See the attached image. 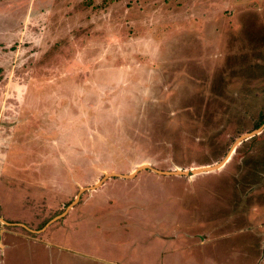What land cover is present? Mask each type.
I'll return each mask as SVG.
<instances>
[{
    "label": "rangeland",
    "instance_id": "obj_1",
    "mask_svg": "<svg viewBox=\"0 0 264 264\" xmlns=\"http://www.w3.org/2000/svg\"><path fill=\"white\" fill-rule=\"evenodd\" d=\"M1 99L0 264H264V0H0Z\"/></svg>",
    "mask_w": 264,
    "mask_h": 264
},
{
    "label": "water",
    "instance_id": "obj_2",
    "mask_svg": "<svg viewBox=\"0 0 264 264\" xmlns=\"http://www.w3.org/2000/svg\"><path fill=\"white\" fill-rule=\"evenodd\" d=\"M264 122L260 125L263 126ZM259 127V128H260ZM259 128L253 129L252 131H249L247 133H244L243 135L239 136L235 142H239L242 139H246L252 135H254L255 133H257L259 131ZM233 150V146L229 149V151L226 153V155L223 157L222 160H220L217 163L211 164V165H202V166H198L195 168H191V169H173V170H159V169H153V171L158 172V173H164V174H178V175H189V174H193V173H199L202 171H209V170H213V169H217L219 168L229 157L230 153ZM144 168H151L148 164H140L138 165L133 171H131L130 173L127 174H118L115 172H108V173H104L103 176L96 181L93 185L90 186H82L79 188V191L76 195V197L67 205V207L62 211L61 214H59L58 216L54 217L53 219H51V221H53L54 219L61 217L62 215L65 214V212L73 205L77 202L80 194L85 191V190H91L96 188L98 185H100L106 178L111 177V176H118V177H132L136 171L140 170V169H144ZM0 222L2 223H6V221H4L2 218H0Z\"/></svg>",
    "mask_w": 264,
    "mask_h": 264
},
{
    "label": "crops",
    "instance_id": "obj_3",
    "mask_svg": "<svg viewBox=\"0 0 264 264\" xmlns=\"http://www.w3.org/2000/svg\"><path fill=\"white\" fill-rule=\"evenodd\" d=\"M2 105H3V102H2V99H1V102H0V113H2ZM95 189V188H94ZM76 204V203H75ZM75 204H73L69 209L71 210V208L75 205ZM67 207V206H66ZM69 209L67 210V211H69ZM67 211L65 212V214L67 213ZM64 214V215H65ZM93 215H94V213H92ZM64 215H62V216H64ZM89 215H91V214H89ZM92 215V216H93ZM61 216V217H62ZM94 217V219H93V222H94V220H95V222H96V220H99V217L97 216V214H95V216H93ZM80 222L79 223H77V224H80L84 219H85V215H81V217H80ZM106 221H107V223H108V219H106ZM104 222V221H103ZM96 228H98L99 229V227H100V225H99V227L96 225L95 226ZM77 228H78V225H77ZM35 232H37V231H35ZM18 236H20L19 234H15V235H7V234H5V232H3V230L1 231L0 230V257H2L3 256V254L5 253V250H6V248H7V245H11L12 243H10V241H9V239L10 238H12L13 240H15L16 239V237H18ZM20 237H22V238H24V239H27V240H31V241H33L32 239H29V238H27V237H25V236H20ZM73 244H75V243H71V245H73ZM63 247V246H62ZM75 247H79V249L78 248H75ZM66 248H68V246H66ZM68 250H70V252H71V254H73V255H77V254H81V255H84V256H90V257H93V256H96V257H98V259L100 260V259H102V260H104L100 255H92L91 256V254H89V253H86V251H83V248L82 247H80L79 245H77V244H75V245H73V248L72 249H68ZM65 253H68V252H65ZM87 254H89V255H87ZM96 257H93V258H96ZM113 260V262H109L108 264H120V262H115L114 260L115 259H112Z\"/></svg>",
    "mask_w": 264,
    "mask_h": 264
}]
</instances>
